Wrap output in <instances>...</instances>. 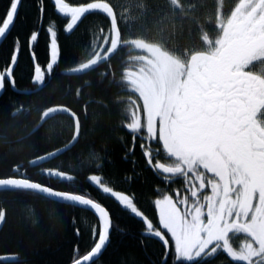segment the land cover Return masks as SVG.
I'll use <instances>...</instances> for the list:
<instances>
[{
	"label": "snow or ice",
	"instance_id": "obj_1",
	"mask_svg": "<svg viewBox=\"0 0 264 264\" xmlns=\"http://www.w3.org/2000/svg\"><path fill=\"white\" fill-rule=\"evenodd\" d=\"M21 3L9 0L0 17V38L14 25ZM54 6L68 18L69 32L86 15L99 12L105 16L107 27L100 29L99 41L85 60L69 71L86 74L101 64L108 66L102 76L111 77V85L130 93L119 101L127 105L123 127L132 134L126 155H134L138 146L146 165L163 182L182 178L184 190L168 193L157 189L160 196L154 203L161 226L157 227L138 208L134 194L114 191L99 174L87 179L140 217L145 231L159 238L165 249L163 264H207L218 254H226L229 264H264V0H238L227 11L224 0H220L209 17L215 35L204 31L200 46L182 48L172 45V34L166 39L162 29L154 33L150 22L167 21L174 29H182L187 21L199 26V13L205 9L206 0L146 2L135 21L129 20L126 11L118 10L113 0L76 5L54 0ZM137 23L140 30L132 32L131 25ZM46 31L51 38L49 60L43 70L34 64L31 82L37 87L45 83L46 74L51 76L61 58L57 32L51 27ZM37 39L38 33L31 32L29 43ZM122 48L140 54L128 58L129 66L121 68L117 79L110 62ZM18 51L17 44L10 64L0 70V90L16 86ZM30 55L35 61L34 54ZM21 111L17 108L13 116ZM57 113L71 118L69 142L63 148L36 155L28 164L38 166L81 139V116L87 119V107L79 115L71 107H49L41 120ZM32 135L35 131L8 143L18 145L13 151L32 149V144L24 143ZM159 157L168 162H161ZM21 167L15 164L12 174L0 176V191L46 194L94 211L98 227L92 229L93 245L75 255L71 264H95L94 258L105 249L114 227L110 209L78 191L57 190L33 180ZM95 167L101 170L103 161ZM41 171L48 177L74 179L56 168ZM4 219L5 211L0 209V221ZM238 235L243 239L234 243Z\"/></svg>",
	"mask_w": 264,
	"mask_h": 264
},
{
	"label": "trees",
	"instance_id": "obj_2",
	"mask_svg": "<svg viewBox=\"0 0 264 264\" xmlns=\"http://www.w3.org/2000/svg\"><path fill=\"white\" fill-rule=\"evenodd\" d=\"M22 0L13 28L0 45V70L10 64L14 47L19 46V57L14 67L16 89L6 86L0 97V176L12 174L15 164L27 170V176L55 189L78 191L104 204L110 209L114 227L110 241L95 260V264H163L165 249L159 238L145 231L140 217L125 209L110 194L103 193L92 181L91 174H99L114 191L134 194L138 208L157 227L158 211L155 199L162 180L145 162L140 148L134 155H126L131 147L132 134L123 127L126 104L119 101L130 93L110 84L111 77L102 76L108 66L101 64L86 74L72 73L70 68L83 62L86 54L100 39V29L107 27L102 13L86 15L74 30H66L67 17L54 6V0ZM92 0H65L76 5ZM118 10L133 4L130 21L137 20L142 5L163 3V0H113ZM220 0H206L205 9L199 13L197 23L187 21L183 28L174 29L167 21H151L154 33L163 30L166 39L171 35L174 47L200 46L202 35L207 31L215 35L209 21ZM236 0H224V10L234 6ZM9 0H0V17L5 14ZM42 8V11H41ZM57 32L61 50L58 67L51 76L46 74L45 83L37 87L31 82L34 73V54L42 70L49 60L50 34L47 28ZM140 30L139 24L131 25L132 32ZM38 33L37 41L29 43L31 32ZM139 52L122 48L110 62L117 73L129 66L130 56ZM21 91V92H20ZM53 106L71 107L78 115L87 107L88 117L81 116L83 135L78 143L53 160L39 166L27 162L36 155L59 148L70 140L71 118L57 113L34 130L41 122L43 112ZM17 108L22 111L13 116ZM35 131V135L25 140L32 149L13 151L18 148L15 141ZM137 140V145H139ZM102 160L103 168L97 170L95 164ZM56 168L73 176L71 181L48 177L42 169ZM0 209L5 211V219L0 229V257L12 255L0 264H71L72 258L90 250L93 245L92 229L98 227V220L90 210L58 202L41 194L20 191H0ZM1 222V221H0ZM79 230V235L77 234ZM171 260V257H168ZM219 259L208 260L207 264H218ZM222 264H229L225 258ZM236 264V263H234Z\"/></svg>",
	"mask_w": 264,
	"mask_h": 264
},
{
	"label": "flooded vegetation",
	"instance_id": "obj_3",
	"mask_svg": "<svg viewBox=\"0 0 264 264\" xmlns=\"http://www.w3.org/2000/svg\"><path fill=\"white\" fill-rule=\"evenodd\" d=\"M236 2H238V0H236ZM262 70H264V69H262ZM139 143H141V141ZM152 147L155 148L157 146L155 144H152ZM158 159H160V161L164 162V163L168 162L164 157H159ZM154 173L162 180V178L160 177V175L158 173H156L155 171H154ZM162 182H163V180H162ZM159 189L163 190L164 192H168V193H171L173 190H178L179 192L183 193L184 184H183L182 178H174V182H171V183L163 182V184L159 187ZM157 211H158V209H157ZM158 216H159V212H158ZM242 239H243V237L238 235L236 238H234V243H237ZM225 258L229 261V258H227L226 254H218L215 258H212L209 260L219 259L218 264H222ZM234 263L243 264V262H234Z\"/></svg>",
	"mask_w": 264,
	"mask_h": 264
},
{
	"label": "water",
	"instance_id": "obj_4",
	"mask_svg": "<svg viewBox=\"0 0 264 264\" xmlns=\"http://www.w3.org/2000/svg\"><path fill=\"white\" fill-rule=\"evenodd\" d=\"M15 21H16V20H15ZM13 26H14V25H12V26L10 27V31H11V29L13 28ZM10 31L7 33V35L10 33ZM7 35H6L5 37H3V38H0V45H1L2 42L5 40V38L7 37ZM18 57H19V54H18ZM33 61H34V60H33ZM35 63H37L36 60L34 61V64H35ZM15 66H16V65H15ZM15 66H14V67H15ZM41 69H42V68H41ZM14 88H15V87H14ZM15 90H17V89L15 88ZM4 91H5V89L0 90V97L3 95ZM17 91H19V90H17ZM20 92H21V91H20ZM53 107H55V106H53ZM54 115H55V114H53L51 117H53ZM51 117H50V118H51ZM48 119H49V118H45L44 120H41V122L38 124V126H37L34 130L38 129V128H39L44 122H46ZM66 144H67V143H66ZM63 147H64V145H63L62 147H60V148H63ZM72 147H73V146H72ZM72 147H71V148H72ZM71 148H69V149H71ZM69 149H68V150H69ZM53 151H55V150H53ZM66 151H67V150H66ZM66 151H64V152H66ZM64 152L59 153V154H57L56 156H54V157H52V158H50V159H47L46 161H42V162H40L39 165H42V164H44V163H47V162L53 160L54 158L58 157L59 155L63 154ZM39 165H38V166H39ZM33 166H34V165H33ZM48 186H49V185H48ZM57 190H59V189H57ZM41 195H43V196H45V197H47V198H50V199H52V200L58 201V202H62V203H66V204H70V205L77 206L74 202L63 201V200H60L59 198H55V197H48L46 194H41ZM88 197H89V196H88ZM90 198H91V197H90ZM97 202H98V201H97ZM77 207H80V208H84V209L90 210L87 206H77ZM90 211L94 213L93 210H90ZM3 222H4V220L0 222V229H1L2 225H3ZM108 244H109V242L107 243L105 249L107 248ZM105 249L102 250V252H101L97 257H95L94 259L97 260V259L102 255V253L105 251Z\"/></svg>",
	"mask_w": 264,
	"mask_h": 264
},
{
	"label": "rangeland",
	"instance_id": "obj_5",
	"mask_svg": "<svg viewBox=\"0 0 264 264\" xmlns=\"http://www.w3.org/2000/svg\"><path fill=\"white\" fill-rule=\"evenodd\" d=\"M133 6V4H128V6H124L121 8V11H126L128 14V17H130V15L132 14V10L130 9ZM4 256H9L10 258L14 257L12 255H4Z\"/></svg>",
	"mask_w": 264,
	"mask_h": 264
},
{
	"label": "bare ground",
	"instance_id": "obj_6",
	"mask_svg": "<svg viewBox=\"0 0 264 264\" xmlns=\"http://www.w3.org/2000/svg\"><path fill=\"white\" fill-rule=\"evenodd\" d=\"M12 88H13V89H15L16 87H15V88H14V87H12ZM61 147H62V146H61ZM59 148H60V147H59Z\"/></svg>",
	"mask_w": 264,
	"mask_h": 264
}]
</instances>
